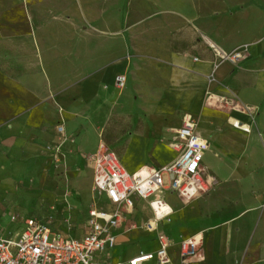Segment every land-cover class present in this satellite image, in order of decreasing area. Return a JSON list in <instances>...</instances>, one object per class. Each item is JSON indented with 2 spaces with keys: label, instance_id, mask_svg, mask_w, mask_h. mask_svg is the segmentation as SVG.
<instances>
[{
  "label": "crops",
  "instance_id": "1",
  "mask_svg": "<svg viewBox=\"0 0 264 264\" xmlns=\"http://www.w3.org/2000/svg\"><path fill=\"white\" fill-rule=\"evenodd\" d=\"M210 44L247 55L217 65ZM186 114L209 143L202 165L213 186L187 202L165 191L172 211L152 231L155 195L132 194L109 260L155 252L164 232L168 264H264V0H0V174H33L59 207L69 204L78 230L55 224L64 232L81 237L91 209L114 210L93 191L87 159L111 120L133 128L125 169L149 172L176 158ZM61 123L70 139L60 145ZM46 147H59L65 175ZM198 233L200 257L182 262L180 242Z\"/></svg>",
  "mask_w": 264,
  "mask_h": 264
},
{
  "label": "built area",
  "instance_id": "2",
  "mask_svg": "<svg viewBox=\"0 0 264 264\" xmlns=\"http://www.w3.org/2000/svg\"><path fill=\"white\" fill-rule=\"evenodd\" d=\"M210 46L216 54L217 65L224 61L237 64L247 55L245 47L226 52L214 44ZM244 108L245 112L251 110L247 106ZM233 125L246 132L252 130L251 125L240 120H234ZM197 128V118L186 114L181 127L176 131L177 140L171 143L177 152L176 158L149 172L129 173L114 149L105 148L95 153L91 156L93 191L105 195L114 210L91 209L88 230L81 237L64 232L51 219L12 213L11 222H19L20 226L16 231L0 227V264H143L154 258L158 264L170 263L168 247L171 240L164 232H158L160 247L155 252H141L126 262L110 261L109 252L116 244V229L121 221L123 206L133 207L132 194L145 199L155 195L150 203L154 219L144 224L147 230L152 231L156 221L172 211L163 199L165 191H174L187 202L213 186L202 165L209 143L198 133ZM57 133L60 135V145L64 144L67 140L64 123L57 126ZM203 246L202 233L183 239L180 242L182 262L187 263L200 257Z\"/></svg>",
  "mask_w": 264,
  "mask_h": 264
},
{
  "label": "rangeland",
  "instance_id": "3",
  "mask_svg": "<svg viewBox=\"0 0 264 264\" xmlns=\"http://www.w3.org/2000/svg\"><path fill=\"white\" fill-rule=\"evenodd\" d=\"M8 72L10 71L7 70L5 73L7 74ZM124 121L117 122L114 119L106 125L101 140L103 149L97 152H101L105 148H111L114 149L119 156L121 155L128 135L133 129L132 126L126 122V119ZM57 135L60 139V135L58 133ZM68 139L70 138L67 136V140ZM53 148L50 149L46 147L49 155L53 156V154H55L51 162V168L55 169L59 175H65V171L70 168V165L60 160L58 158L59 156H57L60 150L55 147V151H53ZM93 155L94 154L87 156L88 161L91 163V156ZM8 178L7 175L0 174V227H5L11 231L19 229L20 223H12L10 220L11 214L16 213L21 216L51 219L54 221V224H60L66 232L72 233L78 230L77 221L73 218V215L68 212L69 204H67L66 207H59L55 198L50 195L43 186L38 184L37 176L29 173L28 175L25 174L23 177L15 179ZM165 181H168L167 178H165ZM41 182L40 184L42 185L44 183V177ZM45 182L46 186L51 185V178L47 177ZM64 203L67 202L65 201Z\"/></svg>",
  "mask_w": 264,
  "mask_h": 264
},
{
  "label": "bare ground",
  "instance_id": "4",
  "mask_svg": "<svg viewBox=\"0 0 264 264\" xmlns=\"http://www.w3.org/2000/svg\"><path fill=\"white\" fill-rule=\"evenodd\" d=\"M145 172V171H144Z\"/></svg>",
  "mask_w": 264,
  "mask_h": 264
}]
</instances>
